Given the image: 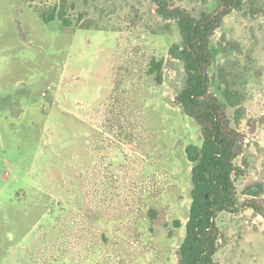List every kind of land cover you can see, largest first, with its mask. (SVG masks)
<instances>
[{
    "label": "rangeland",
    "instance_id": "obj_1",
    "mask_svg": "<svg viewBox=\"0 0 264 264\" xmlns=\"http://www.w3.org/2000/svg\"><path fill=\"white\" fill-rule=\"evenodd\" d=\"M194 17L218 0H168ZM63 6L69 29L40 12ZM177 22L153 0H0V264H179L201 130L177 105ZM210 92L244 139L215 261L264 264V0L212 39ZM162 61V84L150 75Z\"/></svg>",
    "mask_w": 264,
    "mask_h": 264
},
{
    "label": "trees",
    "instance_id": "obj_2",
    "mask_svg": "<svg viewBox=\"0 0 264 264\" xmlns=\"http://www.w3.org/2000/svg\"><path fill=\"white\" fill-rule=\"evenodd\" d=\"M158 13L166 20L177 22L181 45H175L171 54L184 67V81L177 97V105L201 130V147L190 145L186 149L192 164L191 209L184 241L179 249V264H218L220 231L216 220L220 213H236L239 202L234 177L236 159L241 155L245 139L230 124L225 106L210 92L209 71L214 58L212 39L224 19L239 10L244 0H218L219 7L212 13L194 17L188 11L174 7L168 0H153ZM46 24L60 21L69 29L71 22L63 6L40 12ZM162 61L153 59L149 74L162 84ZM246 207L264 216V201L248 200Z\"/></svg>",
    "mask_w": 264,
    "mask_h": 264
}]
</instances>
